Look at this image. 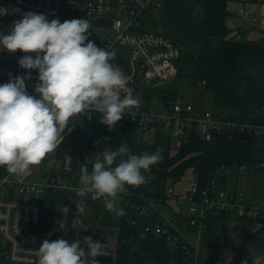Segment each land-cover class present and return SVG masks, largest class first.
Listing matches in <instances>:
<instances>
[{"label":"built area","instance_id":"2783aa9c","mask_svg":"<svg viewBox=\"0 0 264 264\" xmlns=\"http://www.w3.org/2000/svg\"><path fill=\"white\" fill-rule=\"evenodd\" d=\"M162 5L163 0H0V31L7 32L15 20L22 19L29 11L43 14L49 21L59 19L62 23L83 18L91 27L98 21L106 24L109 35L96 41L89 29V40L98 47L116 52L113 64L128 78L127 91H122L121 95L130 92L140 101L139 109L126 112L114 127L131 124L138 136L145 139L161 131L170 137L173 151L180 149L193 131L205 141L211 139L213 131L249 129L257 136L264 135V125L224 121L212 111L198 109L191 103L166 101L155 94L166 82L176 79L182 53L174 41L155 27V12ZM23 55L19 50L14 55L0 50V84L7 83L10 74L12 77L27 76L26 90L35 95L38 70L22 69L18 61ZM205 84V81L201 83L202 86ZM79 117L83 122L102 124L101 114L92 109ZM54 156L62 158L61 171L56 174L53 169L42 180L33 171L27 177H18L6 170L0 172V264H38L37 251L43 239H64L69 243L80 241L87 252V245L83 243L86 236L104 245L103 251L108 255L97 256L95 259L99 264L110 258L109 243L87 234L80 221H42V205L36 200L47 188L77 190L84 185L81 182L80 154L75 159L70 149L63 155L54 152ZM256 167L263 168L264 164ZM246 169L247 166L242 165L237 171ZM221 172L228 177L233 171L222 167L206 187H201L195 178L180 192H176L174 186H167L162 197L152 193V185L147 181L139 187L126 186L127 193L119 195L126 200V206H131L127 214L129 224L137 228L140 238L156 237L187 259L196 252L190 233L207 230L214 215L225 213L237 219L262 218L263 195L253 202L239 189L227 188L226 184H220L218 176ZM175 202L185 203L186 208L184 211L180 207L173 209L171 215L165 217L162 209Z\"/></svg>","mask_w":264,"mask_h":264},{"label":"clouds","instance_id":"9594fccd","mask_svg":"<svg viewBox=\"0 0 264 264\" xmlns=\"http://www.w3.org/2000/svg\"><path fill=\"white\" fill-rule=\"evenodd\" d=\"M8 29L0 31V50L13 55L21 51L24 55L19 66L38 70L35 95L26 90L27 76L10 74L9 81L0 84V167L9 174L30 176L32 166L39 165L62 143L73 117L92 109L101 114L100 123L111 130L126 112L139 109L140 101L130 92L121 95L127 91L128 78L113 64L116 52L89 40L91 24L87 19L61 23L29 11ZM162 159V148L137 155L126 143L115 149L104 147L88 161L91 172L87 164L81 167V182L88 187L77 190L76 195L83 198L92 193L91 198L102 200L107 211L122 216L124 211L115 204L119 194L127 193L126 186L145 184L143 173ZM76 207L77 213H85L83 203ZM83 243L87 252L80 241L43 239L37 251L38 264H99L95 258L108 255L104 245L93 242L90 236L83 237Z\"/></svg>","mask_w":264,"mask_h":264},{"label":"trees","instance_id":"16d2710c","mask_svg":"<svg viewBox=\"0 0 264 264\" xmlns=\"http://www.w3.org/2000/svg\"><path fill=\"white\" fill-rule=\"evenodd\" d=\"M226 2L227 0H202V28L213 30L214 36L220 40L219 49L208 51L200 47L182 50L176 79L170 85L158 88L155 92L157 96L166 101L184 102L176 83L185 79L195 87L211 92L215 104L245 105L237 80L238 64L242 57L264 58V42L245 43L228 37L229 31L225 20L229 13ZM203 81L206 84L202 86ZM83 125L87 129V148L93 151L101 152L104 147L115 149L120 143H126L131 153L137 155L143 152L154 153L157 148H162L163 159L152 166L149 172L143 173L146 178L151 179L152 193L157 197H162L165 188L174 186L188 170L193 171L201 187H206L222 167L237 171L240 166L245 165L248 169L260 170L264 174V167H256L260 163L264 164V135L257 136L253 130L213 131L211 139L206 141L193 131L188 141L180 149L173 151L170 137L161 131L155 132L152 138L145 139L138 136V132L131 124H123L111 130L106 125L102 126L96 122H84ZM70 149L73 150L75 159L79 154L82 156V166L87 164L90 170L91 164L85 161L80 148L60 146L57 153L63 155ZM218 178L220 184H226V173L221 172ZM261 192L264 199V185ZM121 199L123 210L126 200L122 197ZM175 203L167 208L175 209ZM99 209L103 212L100 225L118 229L119 247L140 239L137 228L129 224L127 214L116 216L115 213L107 211L105 206ZM213 217L228 215L224 213ZM256 221L264 228V216L257 218ZM209 228L210 225L207 229ZM180 258L184 260L183 257ZM261 264H264V259Z\"/></svg>","mask_w":264,"mask_h":264},{"label":"crops","instance_id":"0c3cea01","mask_svg":"<svg viewBox=\"0 0 264 264\" xmlns=\"http://www.w3.org/2000/svg\"><path fill=\"white\" fill-rule=\"evenodd\" d=\"M226 8L229 15L225 24L229 38L245 43L264 42V0H227ZM160 10V19H155V27L182 50L200 47L208 51L219 49L220 40L214 36L213 30L202 28V0H163ZM237 80L245 105L214 103L212 112L224 121L264 125V58L242 57ZM247 170L231 172L226 186L231 190L239 189L255 202L262 192L249 191L245 187L243 178ZM54 189L47 188L44 195L48 191L56 192ZM58 190L77 192L79 189ZM97 202H100L99 205L103 203L102 200ZM209 225L207 230L190 233L189 238L196 246V252L184 260L174 253L170 244L156 237L140 238L119 247L118 229L102 226L103 229L97 231L95 237L109 243L111 256L101 264H253L257 259L262 263L264 228L256 219L214 217Z\"/></svg>","mask_w":264,"mask_h":264},{"label":"rangeland","instance_id":"374dc122","mask_svg":"<svg viewBox=\"0 0 264 264\" xmlns=\"http://www.w3.org/2000/svg\"><path fill=\"white\" fill-rule=\"evenodd\" d=\"M160 11L161 10L155 12V19H160ZM98 22H95L91 27V33L94 40L102 41L106 35L110 34V30L105 27L106 24L102 23L101 21ZM168 82H166V85H170V83H172L170 81ZM176 86L178 87L179 93L182 96L181 100L184 102L193 103L197 108L203 110H213L214 99L211 92L206 91L201 87H195L189 80L185 79L183 81L177 82ZM83 123L84 122L80 117H73L70 119L69 126L65 129V133L63 134L64 139L54 152H58L60 146L77 147L82 150L83 157L87 163H89L88 161L93 160L99 151H93L87 148V129L84 127ZM54 152L47 154L39 165L32 166V171L35 173V176L39 178V180L47 177V174L53 169L55 170L56 174L60 173L62 158L55 157ZM5 170V168L0 167V172H4ZM244 175L245 178H243V181L245 182V187L249 189V191L255 190L256 193H260L264 185L263 171H255L254 169L249 168L246 173H244ZM193 178H195L193 171H186L184 177L174 185L175 191H182L188 186L190 180ZM235 179L236 176L233 177L234 182ZM147 183H151L150 178H147ZM86 187V185H80V189H86ZM54 188H56L54 189L56 192L48 191L45 195L40 196L36 200L37 203L42 205V221L45 223H53L73 218L76 220L77 218L81 222L87 234H90L94 237L95 235H98L97 231L100 232V230L103 229V227L100 225L101 215L103 212L99 210V207L105 205L103 203L99 205L100 202L98 203V200H93L91 198L92 193L80 198L76 195V192L58 190L61 189L59 187ZM81 203H83L85 208L84 214L77 213L76 206L80 205ZM122 203L123 202L120 196V198L115 202L116 208L121 209ZM179 207L182 209V211H184L186 204L176 202L175 209L177 210ZM65 208L68 209L67 212H65ZM162 213L165 217H169L171 215V210L166 207L162 209Z\"/></svg>","mask_w":264,"mask_h":264},{"label":"water","instance_id":"95a60500","mask_svg":"<svg viewBox=\"0 0 264 264\" xmlns=\"http://www.w3.org/2000/svg\"><path fill=\"white\" fill-rule=\"evenodd\" d=\"M259 157H261V155H260ZM130 207H131V206L127 205V206H125V207L123 208L124 214H128V213H129V211H130Z\"/></svg>","mask_w":264,"mask_h":264}]
</instances>
